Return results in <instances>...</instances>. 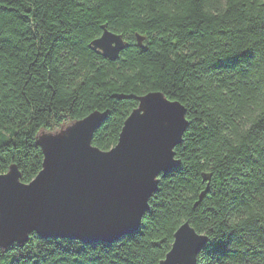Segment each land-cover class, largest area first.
Here are the masks:
<instances>
[{
	"label": "trees",
	"instance_id": "obj_1",
	"mask_svg": "<svg viewBox=\"0 0 264 264\" xmlns=\"http://www.w3.org/2000/svg\"><path fill=\"white\" fill-rule=\"evenodd\" d=\"M103 24L125 39L117 59L90 46ZM151 91L189 124L140 228L91 243L31 232L0 264H160L186 220L208 235L197 264H264V0H0V173L32 180L38 134L94 110L92 143L110 149Z\"/></svg>",
	"mask_w": 264,
	"mask_h": 264
},
{
	"label": "water",
	"instance_id": "obj_2",
	"mask_svg": "<svg viewBox=\"0 0 264 264\" xmlns=\"http://www.w3.org/2000/svg\"><path fill=\"white\" fill-rule=\"evenodd\" d=\"M102 33L90 46L108 59H117L126 46L119 33L101 25ZM104 39V46L98 39ZM142 46V36H137ZM166 98L175 119L165 129L158 119L143 117L145 101ZM151 110L158 111L153 105ZM106 114L94 110L54 132L41 131L37 142L43 152L42 168L29 182L21 180L16 164L0 176V247L23 243L31 232L42 238L62 237L84 243L112 242L140 228L149 199L158 189L159 176L179 165L175 147L188 127L186 107L161 91L138 97V105L124 121L118 140L108 150L92 143L94 131ZM204 179L210 174L204 173ZM183 234L177 256V237ZM208 241L188 220L174 232L170 250L160 264H197ZM171 260H170V259Z\"/></svg>",
	"mask_w": 264,
	"mask_h": 264
},
{
	"label": "snow or ice",
	"instance_id": "obj_3",
	"mask_svg": "<svg viewBox=\"0 0 264 264\" xmlns=\"http://www.w3.org/2000/svg\"><path fill=\"white\" fill-rule=\"evenodd\" d=\"M97 39H98L99 45L101 47H103L104 46V39H102V38H97ZM153 105L158 106V111L153 112L151 110ZM144 111H145V113H147V115H146V117H143V119H145L147 122H152L153 120L158 119L161 127H163L165 129V132L168 129V127L171 125L173 120L175 119V117H174L175 109H173L172 104L167 102L166 98H164V97L150 98L149 100H146ZM9 178H11V177L0 176V180H6ZM183 240H184L183 234H181L177 237V248L173 252V256H177L179 254V252L181 251V245L183 243ZM173 264H176V262H173Z\"/></svg>",
	"mask_w": 264,
	"mask_h": 264
}]
</instances>
